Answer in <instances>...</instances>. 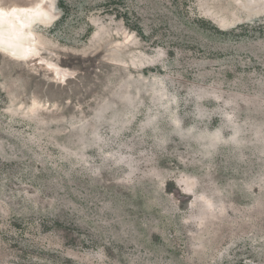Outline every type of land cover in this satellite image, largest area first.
Listing matches in <instances>:
<instances>
[{"label": "rangeland", "instance_id": "obj_1", "mask_svg": "<svg viewBox=\"0 0 264 264\" xmlns=\"http://www.w3.org/2000/svg\"><path fill=\"white\" fill-rule=\"evenodd\" d=\"M263 3L55 0L0 51V264H264Z\"/></svg>", "mask_w": 264, "mask_h": 264}, {"label": "bare ground", "instance_id": "obj_2", "mask_svg": "<svg viewBox=\"0 0 264 264\" xmlns=\"http://www.w3.org/2000/svg\"><path fill=\"white\" fill-rule=\"evenodd\" d=\"M57 16L55 0H36L28 5L0 2V51L16 59L33 55L37 49L32 26L52 23Z\"/></svg>", "mask_w": 264, "mask_h": 264}, {"label": "water", "instance_id": "obj_3", "mask_svg": "<svg viewBox=\"0 0 264 264\" xmlns=\"http://www.w3.org/2000/svg\"><path fill=\"white\" fill-rule=\"evenodd\" d=\"M59 10V9H58ZM59 14H61V11L59 10Z\"/></svg>", "mask_w": 264, "mask_h": 264}]
</instances>
